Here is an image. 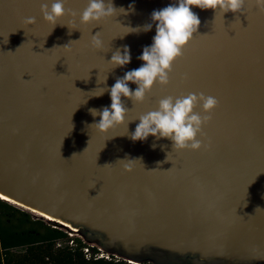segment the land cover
Instances as JSON below:
<instances>
[{
	"label": "water",
	"instance_id": "obj_1",
	"mask_svg": "<svg viewBox=\"0 0 264 264\" xmlns=\"http://www.w3.org/2000/svg\"><path fill=\"white\" fill-rule=\"evenodd\" d=\"M52 2L0 0V192L103 235L108 247L99 245L125 260L171 253L208 259L204 264H264V12L254 0H246L244 12L223 16L193 7L201 23L174 62L170 83L155 84L143 103L122 97L126 122L105 134L87 127L100 120L89 109L110 107L107 89L143 65L138 57L156 34L155 24L126 35L124 26L142 29L154 10L175 0H112L134 11L96 26L80 23L88 0H68L78 15L53 29L40 11ZM27 17L36 23L26 24ZM96 32L104 51L91 45ZM125 45L131 62L113 69L108 61ZM200 92L219 104L198 137L199 150H173L171 140L152 136L130 139L137 118L160 99ZM125 158L143 164L126 171V161H117Z\"/></svg>",
	"mask_w": 264,
	"mask_h": 264
},
{
	"label": "clouds",
	"instance_id": "obj_2",
	"mask_svg": "<svg viewBox=\"0 0 264 264\" xmlns=\"http://www.w3.org/2000/svg\"><path fill=\"white\" fill-rule=\"evenodd\" d=\"M254 2L257 9L264 12V0H254ZM67 3L68 0H53L50 7L48 3L41 4L40 11L43 19L52 25V29L63 17L78 15L73 9L66 7ZM245 4L246 0H175L167 7L154 10L151 13L152 23L143 26L142 29L140 26L135 28L124 26L128 29L124 33L126 35L129 33L138 34L141 30L151 31L155 24L156 34L153 37V43L151 46L144 47L142 55L138 57L144 62L143 65L127 71L122 78L116 79L110 89H107L110 92V107L89 109L90 114L93 117L99 116L100 120L87 125V127L106 134L111 129L124 125L130 110L125 106L122 97L131 99L134 105L143 103L155 84L167 86L170 83V73L174 62L183 56L184 48L198 32L201 23L199 16L192 11L193 7H198L201 10L211 9L216 14L220 13L223 16L227 12H244ZM130 11H134L133 4H130L126 10L123 7L117 8L112 0H88L87 7L79 13V19L82 24L96 26L106 19L117 16L118 13L127 15ZM24 22L34 24L36 18L27 17ZM69 44L63 47H67ZM91 45L99 51H104L105 46L101 39V32L91 35ZM130 62V48L126 45L123 46L122 51L117 48L113 52L111 60L108 61L113 65V69L124 67ZM106 80L107 77L104 82ZM129 82L138 86L135 91L130 89ZM218 104L219 101L215 97L205 95L203 92L188 93L179 97L166 96L158 101L156 110L149 111L137 118L140 122L135 131L130 134V139L134 142L146 141L149 136H152L156 139L171 140L173 150H199L204 146V143L198 137L203 135V128L211 120V113ZM198 107L201 108L200 112L196 111ZM168 154L167 160H169ZM75 155L77 154L74 153L72 157ZM137 160L142 163L140 158H125L117 161H126L124 168L126 171H131L133 163ZM108 165L111 164H104L100 167ZM154 170L156 169L150 171Z\"/></svg>",
	"mask_w": 264,
	"mask_h": 264
},
{
	"label": "trees",
	"instance_id": "obj_3",
	"mask_svg": "<svg viewBox=\"0 0 264 264\" xmlns=\"http://www.w3.org/2000/svg\"><path fill=\"white\" fill-rule=\"evenodd\" d=\"M10 202L13 201L0 198V264H135L112 254L96 257L97 249L90 246L88 240L91 238L101 245L104 243L101 240L103 235L95 231L89 230L94 233L91 236L87 232H82V236L69 235L58 225L42 218H33L27 211ZM147 257L136 264H171L149 254Z\"/></svg>",
	"mask_w": 264,
	"mask_h": 264
},
{
	"label": "rangeland",
	"instance_id": "obj_4",
	"mask_svg": "<svg viewBox=\"0 0 264 264\" xmlns=\"http://www.w3.org/2000/svg\"><path fill=\"white\" fill-rule=\"evenodd\" d=\"M9 203V202H8ZM13 205L15 204L17 206L16 203L14 202H10V204ZM17 207H20L21 209H24L25 211H27L31 217L33 218H42L44 219L45 221H49L50 223H53L54 225H58L61 229H63L64 231H68L69 233H71V235H79V236H82V232H87L89 234V236H91L92 232H90L88 229H85L83 227H77V226H74L70 223L68 224H64L63 222L59 221V220H54V219H50V218H46L45 216L35 212V211H32V210H28L26 207H21V206H17ZM89 244H92L93 246L95 247H100L103 251L104 248H102L99 243H97L94 239H89ZM105 252H108L106 251V249H104V251L102 253H105ZM110 253V252H109ZM111 253H115V252H111ZM113 255H117V256H120L118 255L117 253L113 254ZM157 260H160V261H167L168 263H171V264H189V256L187 254H181V255H178V254H171V253H164L162 254L161 256H156L155 257ZM211 261H208L207 264H210Z\"/></svg>",
	"mask_w": 264,
	"mask_h": 264
},
{
	"label": "flooded vegetation",
	"instance_id": "obj_5",
	"mask_svg": "<svg viewBox=\"0 0 264 264\" xmlns=\"http://www.w3.org/2000/svg\"><path fill=\"white\" fill-rule=\"evenodd\" d=\"M100 235V234H99ZM100 236H102V235H100ZM101 240H102V242L103 243H105L106 242V238L104 237V236H102V238H101ZM107 245V246H106ZM106 245H104L105 247H108V244H107V242H106ZM112 249H115V250H119V251H121V252H123V253H131V250H129V249H125V248H123V247H121L118 243H113L112 244ZM146 249H148V247H144V248H142L141 249V251H145ZM162 250H159V249H155L154 248V253L155 252H161ZM189 256H191V257H189V259H188V261H189V263L190 264H204V263H202L203 261H207L208 259H200L201 261H199V259L195 256H193V255H189ZM216 262L215 260H213V259H211V262ZM249 261V262H248ZM235 262H238V261H235ZM244 262H248L249 264H260V263H256V262H253V261H251V260H247V261H244Z\"/></svg>",
	"mask_w": 264,
	"mask_h": 264
},
{
	"label": "bare ground",
	"instance_id": "obj_6",
	"mask_svg": "<svg viewBox=\"0 0 264 264\" xmlns=\"http://www.w3.org/2000/svg\"><path fill=\"white\" fill-rule=\"evenodd\" d=\"M0 198H1V199H4V200L13 201V202H15L17 205H19V206H21V207H24V208L26 207L25 205H22V204H20L19 202L10 199L9 197H7L6 195H4V194L1 193V192H0ZM26 208H27V207H26ZM28 210H29V209H28ZM30 210H32V211L34 210V211H37V212H39V213H42L46 218H50V219H54V220H59L58 218L53 217V216H51V215H49V214H47V213H43V212H40V211L35 210V209H31V208H30ZM59 221H61V220H59ZM61 222H63L64 224H68V223H66V222H64V221H61Z\"/></svg>",
	"mask_w": 264,
	"mask_h": 264
},
{
	"label": "built area",
	"instance_id": "obj_7",
	"mask_svg": "<svg viewBox=\"0 0 264 264\" xmlns=\"http://www.w3.org/2000/svg\"><path fill=\"white\" fill-rule=\"evenodd\" d=\"M67 233L69 234V235H71V233H69L68 231H67ZM77 235V234H76ZM77 236H79V235H77ZM82 239V238H81ZM90 246H93L92 244H89ZM95 247V246H94ZM96 249H97V251L95 252V256L96 257H101V256H103V257H108L109 255H111V253H109V252H105V253H102L103 251H102V249L100 248V247H95ZM86 250V249H85ZM114 254V253H113ZM127 261H131V260H127ZM131 262H133V263H137L136 261H131Z\"/></svg>",
	"mask_w": 264,
	"mask_h": 264
}]
</instances>
